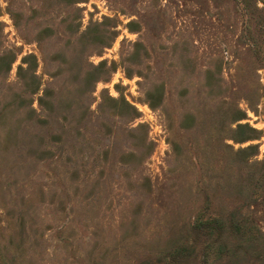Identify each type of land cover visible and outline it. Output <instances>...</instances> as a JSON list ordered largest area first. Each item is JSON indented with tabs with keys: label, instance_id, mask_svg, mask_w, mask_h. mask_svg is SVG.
<instances>
[{
	"label": "rangeland",
	"instance_id": "rangeland-1",
	"mask_svg": "<svg viewBox=\"0 0 264 264\" xmlns=\"http://www.w3.org/2000/svg\"><path fill=\"white\" fill-rule=\"evenodd\" d=\"M0 264H264V0H0Z\"/></svg>",
	"mask_w": 264,
	"mask_h": 264
},
{
	"label": "trees",
	"instance_id": "trees-1",
	"mask_svg": "<svg viewBox=\"0 0 264 264\" xmlns=\"http://www.w3.org/2000/svg\"><path fill=\"white\" fill-rule=\"evenodd\" d=\"M247 147H250V146H247ZM235 223V222H234ZM235 227V230H238V226H234ZM246 228V233H245V235L246 236H251L250 235V230L249 229H247V226L245 227ZM249 230V231H248Z\"/></svg>",
	"mask_w": 264,
	"mask_h": 264
}]
</instances>
